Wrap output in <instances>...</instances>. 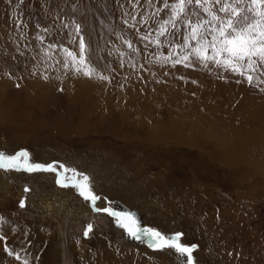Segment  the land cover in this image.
I'll return each mask as SVG.
<instances>
[{"label": "rangeland", "instance_id": "1", "mask_svg": "<svg viewBox=\"0 0 264 264\" xmlns=\"http://www.w3.org/2000/svg\"><path fill=\"white\" fill-rule=\"evenodd\" d=\"M170 16L164 0H0V151L25 149L34 162L88 175L97 207L130 212L141 227L167 235L184 233L181 242L198 245L196 264H264V126L258 142H247L252 156L232 158L240 164L229 157L241 139L216 145L239 136L240 127L249 126L247 134L258 128L241 111L264 108V85L222 69L161 63L187 32L183 23L169 25L157 45ZM81 37L95 69L87 84L64 51L79 58ZM244 157L256 164L241 174ZM130 164L143 171L137 184ZM146 178L166 190L122 200L120 192H134ZM56 179L55 172L0 170V264H115L116 254L125 264H180L174 250L132 239Z\"/></svg>", "mask_w": 264, "mask_h": 264}, {"label": "snow or ice", "instance_id": "2", "mask_svg": "<svg viewBox=\"0 0 264 264\" xmlns=\"http://www.w3.org/2000/svg\"><path fill=\"white\" fill-rule=\"evenodd\" d=\"M164 7L171 9V16L160 24L154 42L159 45L161 43L159 37L170 34L169 25L176 29L179 23H183L187 32L182 37V43L176 44L168 55L160 57L161 63H171L173 67L200 65L206 69H222L242 77L249 86L264 85V0H174L171 4L169 0H164ZM79 31L80 26L76 25V32ZM125 43L132 48L130 41ZM79 49V58L67 49L64 51L71 59L75 72L91 78L95 69L87 64L83 37L80 38ZM67 66L66 63L65 67ZM99 78L107 79L106 76ZM261 91H264V88H261ZM0 170L55 172L58 185L75 188L80 196L91 202L94 211L104 212L113 217L117 226L132 239L147 241L148 247L153 250H174L180 258V264H196L193 253L198 245L181 242L184 233L177 231L167 235L156 228L141 227L130 212L116 211L113 207H97L96 201L100 197L92 190L90 177L75 168H68L63 163L58 164L55 161L34 162L30 153L21 149L14 154L0 151ZM67 173L71 175H66ZM24 191L28 192L30 189L25 187ZM20 207H25L23 199L20 201ZM0 222H4V217L0 216ZM92 231L93 225L87 224L84 236L87 238ZM4 239L5 237L0 236V241ZM4 251L8 255L14 253V250L8 249L7 246ZM16 259H21L19 254H16ZM24 264H28L27 259L24 260Z\"/></svg>", "mask_w": 264, "mask_h": 264}, {"label": "bare ground", "instance_id": "3", "mask_svg": "<svg viewBox=\"0 0 264 264\" xmlns=\"http://www.w3.org/2000/svg\"><path fill=\"white\" fill-rule=\"evenodd\" d=\"M13 43V42H12ZM1 59V58H0ZM4 60V59H3ZM5 61V60H4ZM3 61V62H4ZM19 63V62H18ZM16 64V63H15ZM0 68H2V67H0ZM13 69H14V67H13ZM15 71V70H14ZM37 75V74H36ZM37 78V80H38V78L40 79V77L39 76H37L36 77ZM90 78V77H89ZM91 79V78H90ZM90 79H85V76L83 77V76H81L80 75V80H78V81H80L81 83H85V84H87V83H89V82H86V80L87 81H91ZM32 80V79H31ZM36 81V80H35ZM31 82H33V80L31 81ZM92 82V81H91ZM237 83V82H236ZM235 83V84H236ZM91 85V84H90ZM96 85V84H95ZM62 86H64V88H66V84H62ZM223 87H225V86H223ZM63 88V89H64ZM95 88V87H94ZM83 89H85V91H87V90H89V88L88 87H84ZM93 89V88H92ZM66 90V89H65ZM228 90V89H227ZM104 92H106V91H104ZM84 93V92H83ZM228 93H229V91H228ZM92 94H96V92H95V90L93 91L92 90ZM254 99V98H253ZM87 100V99H86ZM226 104H227V102H226ZM249 105V110L248 109H244L243 110V113H242V111H241V114L243 115V119H245V120H249V121H251V122H257L258 121V124H256V122H255V125H256V127H258V128H251V129H249V131L251 132L250 134H247V131H248V128H249V126L247 127V126H245V127H240L239 128V130H238V132L240 133V135L239 136H236V135H234V133L232 134V135H225V137H221V145H220V143H218V144H216L217 145V147L218 148H221L222 146H223V143H224V139L226 138V137H229V141H228V143H229V146L231 145V144H233L232 142H233V140H237V139H241V142H244V144L242 145V147L241 146H239V145H241L240 143H236L235 145H234V148H232V154L234 155V156H231L230 155V157H229V155H228V157H229V159H231V163L233 164V165H237L236 163H238V164H240V162H237V161H234L232 158H235V154H239V153H243V152H246V154H243L244 156H248L247 154H249L250 156H252V151H251V148H252V146H247V142H258L259 141V139H260V137L262 136V132H261V130L259 129V128H261L262 126H261V124L264 126V108L258 113L257 111H256V107H255V105L254 104H248ZM136 106V105H135ZM233 107V109H235V110H238V108H235V106L233 105L232 106ZM240 111V110H239ZM230 114V113H229ZM238 117L236 116V119H237ZM226 119H228V118H226ZM225 119V120H226ZM230 119V118H229ZM215 121V120H214ZM219 121V120H218ZM248 121V122H249ZM221 123V122H220ZM232 124V123H231ZM230 124V125H231ZM233 125V124H232ZM200 128H202V127H200ZM232 128H233V130L235 129V125L234 126H232ZM241 129H243V130H241ZM262 129V128H261ZM202 130H204V128H202ZM263 131V130H262ZM117 133V132H116ZM117 136V135H116ZM191 136V135H190ZM175 139V138H174ZM257 139V140H256ZM227 140V139H226ZM157 141V140H156ZM164 143H165V141H163ZM227 142V141H226ZM219 145V146H218ZM228 146V145H227ZM239 146V147H238ZM227 148V147H226ZM228 149V148H227ZM231 151V150H230ZM231 154V153H230ZM243 155H241L240 156V158H241V160L240 161H242V163H243ZM245 158V160H246V167H244V166H241V174L242 173H244V172H248V171H250V168H252L253 169V166L256 164L255 162H253L251 165L247 162L248 160V157H244ZM228 159V160H229ZM236 159V158H235ZM114 160H116V158L114 157ZM253 160V159H252ZM261 163H263V162H261ZM97 165V164H96ZM248 166H250V168L248 167ZM129 169V172H130V176H131V178H132V183H131V181H130V183L131 184H137L140 180H142L143 179V176H144V174H143V171L141 170V169H139V170H136L135 169V167L134 166H132L131 164H130V168H128ZM162 170V169H161ZM159 176H163V172L161 171L160 172V174H159ZM147 177V176H146ZM164 177V176H163ZM256 180V179H255ZM51 181H49V183H50ZM175 182V181H174ZM178 182V181H177ZM176 182V183H177ZM251 182H254V180H252ZM153 181L152 180H149L148 178H146L145 179V183L141 186V187H139V188H136V190L134 191V192H131L130 194H122V192H120V194H121V197H122V200H131L132 198H134V196L136 197V196H140L142 199H144V200H147V198H148V196L151 194V193H154V191H165L166 189H165V186H161V185H159V186H152L153 185ZM254 183H256V181L254 182ZM40 184H42V183H40ZM178 185V184H177ZM42 186L45 188V189H47L48 187L50 188V186L49 185H47V184H45L44 185V183L42 184ZM167 187V186H166ZM56 190H60V192L62 193L63 192V190H61V189H58V188H56ZM68 192H71V191H68ZM136 193H138V195H135ZM150 193V194H149ZM225 212H226V210H225ZM218 213V212H217ZM222 215V214H221ZM225 215V214H224ZM87 217V216H86ZM217 217V216H216ZM215 216H214V218H216ZM113 227V226H112ZM121 230V229H120ZM115 231L116 232H118V234L119 235H121V231H119V230H116L115 229ZM111 234V233H110ZM105 243V242H104ZM113 244V243H112ZM113 246V245H112ZM118 251H122V252H124V250H122L121 248H119V250ZM125 253H127V252H125ZM129 253V252H128ZM99 254V253H98ZM116 254V253H115ZM106 255H108V254H106ZM121 255V254H120ZM86 256V255H85ZM85 256H83L82 255V257H84L85 258ZM100 256V255H99ZM104 256V255H103ZM112 259V261L115 263V264H125V262H124V257H123V259L121 258V256L119 257V254H116V256H114V255H112V256H110V260ZM121 259V260H120ZM80 260V259H79ZM89 260V259H88ZM127 260V259H126ZM101 262V261H100ZM81 263H83V262H81ZM93 263V262H92ZM129 263V262H128ZM127 263V264H128ZM133 263V262H132ZM144 263V262H143ZM141 264V263H140ZM145 264V263H144ZM165 264V263H164Z\"/></svg>", "mask_w": 264, "mask_h": 264}, {"label": "water", "instance_id": "4", "mask_svg": "<svg viewBox=\"0 0 264 264\" xmlns=\"http://www.w3.org/2000/svg\"><path fill=\"white\" fill-rule=\"evenodd\" d=\"M19 206H20V202H19Z\"/></svg>", "mask_w": 264, "mask_h": 264}]
</instances>
